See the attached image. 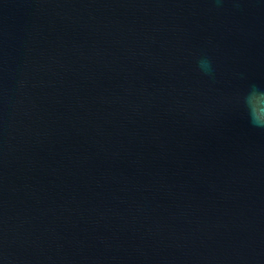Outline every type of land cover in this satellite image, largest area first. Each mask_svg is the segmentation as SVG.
<instances>
[{"label":"water","instance_id":"obj_1","mask_svg":"<svg viewBox=\"0 0 264 264\" xmlns=\"http://www.w3.org/2000/svg\"><path fill=\"white\" fill-rule=\"evenodd\" d=\"M253 83L264 0H0V264H264Z\"/></svg>","mask_w":264,"mask_h":264},{"label":"clouds","instance_id":"obj_2","mask_svg":"<svg viewBox=\"0 0 264 264\" xmlns=\"http://www.w3.org/2000/svg\"><path fill=\"white\" fill-rule=\"evenodd\" d=\"M222 0H216L220 4ZM198 70L206 76L214 74L213 64L209 57L202 56L197 60ZM235 103L242 110L250 126L264 130V86L250 84L236 97Z\"/></svg>","mask_w":264,"mask_h":264}]
</instances>
